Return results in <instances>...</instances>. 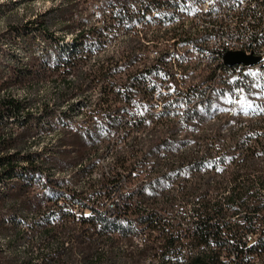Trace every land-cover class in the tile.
I'll list each match as a JSON object with an SVG mask.
<instances>
[{
  "label": "trees",
  "instance_id": "trees-1",
  "mask_svg": "<svg viewBox=\"0 0 264 264\" xmlns=\"http://www.w3.org/2000/svg\"><path fill=\"white\" fill-rule=\"evenodd\" d=\"M47 1L0 31V264H264V80L190 55L201 0Z\"/></svg>",
  "mask_w": 264,
  "mask_h": 264
},
{
  "label": "built area",
  "instance_id": "built-area-1",
  "mask_svg": "<svg viewBox=\"0 0 264 264\" xmlns=\"http://www.w3.org/2000/svg\"><path fill=\"white\" fill-rule=\"evenodd\" d=\"M213 1H203V8H198V12L190 16L191 18L202 16V22L207 23L205 39L202 43L189 40L184 44L185 48L197 62L202 63L201 67L215 66L220 63L217 74L222 72V67L227 66L224 61V54L227 51H241L247 56H256L255 70H242L241 63L232 66L236 72H246L249 77L261 75V79H264V70H262L264 62V0H244L243 7L234 10V16H225L224 11L215 12ZM182 19L187 25V20L184 17ZM220 20H228L231 23V30L221 28ZM194 51H198L202 57H195ZM262 91L264 93V88ZM260 101H264V99ZM118 200L115 198L114 201L109 202V207H112L113 203H117ZM75 214L78 213L75 212ZM256 236L257 234L249 233L244 236V239L249 241ZM243 251L246 252V248Z\"/></svg>",
  "mask_w": 264,
  "mask_h": 264
},
{
  "label": "rangeland",
  "instance_id": "rangeland-1",
  "mask_svg": "<svg viewBox=\"0 0 264 264\" xmlns=\"http://www.w3.org/2000/svg\"><path fill=\"white\" fill-rule=\"evenodd\" d=\"M220 3V0H214L213 4L215 6H217ZM50 4L49 1L47 0H17L16 3H14V0H0V31L3 30L4 25H5V18L15 21L17 19H21V18H28L30 15H32L35 12H39L41 10H43L46 6H48ZM200 7V5L192 3L188 6V9L183 10V15H181L180 17H184L185 20H187V25L186 22H184L185 24V28L190 32V33H194V36H198L197 33L195 34V30L196 28H201V24L203 17L199 16V17H193L191 18V14L195 13V10ZM176 12L180 11L177 8H174ZM180 20H177L176 23H179ZM203 25L204 22L202 23ZM177 25V24H176ZM175 25V26H176ZM67 43H69V40L66 39L65 40ZM115 39L111 41L110 44V50L113 49L116 44H115ZM5 44V43H4ZM154 53V51H151L150 56H153L152 54ZM194 56L197 58H201L202 56L200 55V53L198 51H194ZM18 93L19 95H24V91L22 89H18ZM264 94V93H263ZM264 99V95L263 98ZM81 109V103L75 104V108L74 110H78ZM75 112V111H74ZM80 119L79 115H74L73 119L70 120L69 123H77ZM9 122L10 120H12L11 118L7 119ZM63 122H66V120L63 121V119H61V117L59 116H55L53 118H50L47 115H44L42 117L36 118L34 119L33 123L35 124V127L37 128V133H34V138L30 137V140L32 141V146L30 147L31 150H33L36 153H41V152H45L43 150H41V146L43 147H47L50 144H52V141L55 138V135L52 134L53 133V127H61L63 125ZM33 142H39L41 144L40 147H34ZM110 162V158L109 156H106L104 158H102L100 160V165L98 167V169H96L92 175V177L95 179L97 178L100 173L101 170L103 171V169H106L108 166V163ZM75 172V171H74ZM73 173V170L69 173V174H65L64 176L62 175H56V177L59 178H71V174ZM77 207H74V210H76ZM76 212L78 213V211L76 210ZM19 226H27L26 222L24 223L23 221L19 222Z\"/></svg>",
  "mask_w": 264,
  "mask_h": 264
},
{
  "label": "bare ground",
  "instance_id": "bare-ground-1",
  "mask_svg": "<svg viewBox=\"0 0 264 264\" xmlns=\"http://www.w3.org/2000/svg\"><path fill=\"white\" fill-rule=\"evenodd\" d=\"M203 1H207V0H201L198 4V5H200L199 8H203ZM226 1H228V0H220V3L217 6H215V12H223L224 11L225 16H234V10H237L238 7H243V1L244 0H230L228 2H226ZM197 12H198V10L196 9L195 13H197ZM202 23H200L201 28L197 27L195 30V32L196 33L198 32L197 34H199V35L204 34L207 30V23L204 22L205 25H203ZM220 27L224 28V30H231V23H229L228 20H220ZM241 69L242 70H255V63H241ZM262 70H264V62L262 63ZM263 88H264V84H263ZM234 100L235 99H233V101ZM75 170H76V168H75ZM69 173L70 172H67L66 174H69ZM55 175L58 176V173H56ZM64 175H62V176H64ZM63 178H65V177H63ZM65 179H67V178H65Z\"/></svg>",
  "mask_w": 264,
  "mask_h": 264
},
{
  "label": "water",
  "instance_id": "water-1",
  "mask_svg": "<svg viewBox=\"0 0 264 264\" xmlns=\"http://www.w3.org/2000/svg\"><path fill=\"white\" fill-rule=\"evenodd\" d=\"M256 60V56H247L241 51H227L224 54V61L228 66L237 63H254Z\"/></svg>",
  "mask_w": 264,
  "mask_h": 264
}]
</instances>
